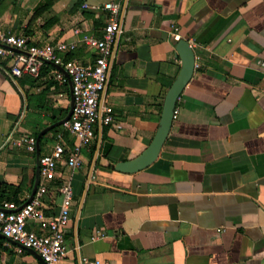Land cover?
<instances>
[{"label":"crops","instance_id":"0c3cea01","mask_svg":"<svg viewBox=\"0 0 264 264\" xmlns=\"http://www.w3.org/2000/svg\"><path fill=\"white\" fill-rule=\"evenodd\" d=\"M0 0V29L37 45L75 44L71 55L94 62L85 35L103 36L110 0ZM85 5L87 7H85ZM103 103L113 121L97 124L82 165L65 159L48 181V216L58 213L60 186L74 201L61 264H264V0H123ZM196 54L158 158L136 173L116 170L139 156L161 123L166 94L181 69L174 34ZM13 77L0 56V186L25 204L41 184L39 160L75 139L61 123L72 107L71 83L53 70ZM33 135L35 152L14 143ZM30 229L40 224L30 221ZM0 232V264H45L31 249L19 254Z\"/></svg>","mask_w":264,"mask_h":264},{"label":"built area","instance_id":"2783aa9c","mask_svg":"<svg viewBox=\"0 0 264 264\" xmlns=\"http://www.w3.org/2000/svg\"><path fill=\"white\" fill-rule=\"evenodd\" d=\"M123 0H110L104 4L108 23L102 37L85 35L83 42L97 52L94 62L83 63L78 59L66 60L60 52H68L75 44L59 41L56 44L37 45L29 35L7 33L0 29V56L9 58V73L16 78L25 75L39 77L45 62H52L56 67L53 74L60 83L72 82L74 109L69 120L64 122V130L75 139L73 146H68L63 134L60 142L50 154L40 157L41 184L34 197L23 205L15 201H3L0 206V232L15 244V250L22 254L25 250L36 251L45 264H61L67 256L66 230L70 222V209L74 201V188L71 180H65L59 192L62 202L58 213L48 216L45 212V197L48 181L55 177L58 164L67 157V165L76 169L82 165L83 149L96 137L97 124H110L113 121L112 107L103 103L104 94L110 78L114 45L122 32L121 5ZM85 7H87L85 5ZM179 41L181 35L174 34ZM23 50L26 53L18 52ZM62 67L68 76L59 69ZM179 109L174 110V120L179 116ZM14 143L25 146L35 152L37 139L33 135L16 138ZM35 221L40 224L39 231L30 229L28 224ZM85 264H98V261L83 259Z\"/></svg>","mask_w":264,"mask_h":264},{"label":"water","instance_id":"95a60500","mask_svg":"<svg viewBox=\"0 0 264 264\" xmlns=\"http://www.w3.org/2000/svg\"><path fill=\"white\" fill-rule=\"evenodd\" d=\"M15 50L18 52L26 53L20 49H15ZM176 51L181 58V69L177 78L172 83L166 94L163 104L160 127L155 137L153 138L152 142L150 143V145L139 156H137L132 160H127L116 164L115 168L118 171L125 173H136L151 165L158 158L163 148V145L170 134L171 128L174 123V110L177 107V103L182 92L184 91L188 83L191 81L195 73V66H196V54L193 47L191 46L190 42L187 39L182 38L177 42ZM59 69L62 70L66 74V76H68L66 71L62 67H59ZM69 82L71 83V91H72V82L71 80H69ZM72 100L73 101H72V107L70 113L61 122L62 124H64V122L69 120L73 113V109L75 105L73 92H72ZM39 171H40V163H39ZM35 193H36V189L34 190L33 194L31 195L28 201H30L34 197ZM2 236L4 237V235Z\"/></svg>","mask_w":264,"mask_h":264},{"label":"trees","instance_id":"16d2710c","mask_svg":"<svg viewBox=\"0 0 264 264\" xmlns=\"http://www.w3.org/2000/svg\"><path fill=\"white\" fill-rule=\"evenodd\" d=\"M56 0H46L41 6H38L35 10V14H34V18L40 17L42 14H44L47 11H50L53 7V4L55 3ZM30 31L27 32L28 35ZM73 57L71 55H68L66 57V60L72 59ZM54 68V65L52 62H45L41 68V72H40V76L43 75H47V73H49V71L51 69ZM35 78V77H34ZM38 78V77H37ZM37 78L35 79H31V82H34ZM10 192H17V188L13 185L10 184H2L0 186V206L2 204L3 201H15L16 203H18L19 205H21L22 203L12 199ZM2 241L3 239L0 238V248L2 247Z\"/></svg>","mask_w":264,"mask_h":264}]
</instances>
